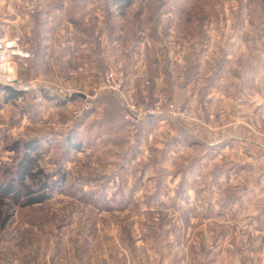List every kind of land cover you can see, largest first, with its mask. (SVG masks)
Returning <instances> with one entry per match:
<instances>
[{
	"label": "rangeland",
	"instance_id": "374dc122",
	"mask_svg": "<svg viewBox=\"0 0 264 264\" xmlns=\"http://www.w3.org/2000/svg\"><path fill=\"white\" fill-rule=\"evenodd\" d=\"M3 39L31 57H0L17 79L0 70V164L37 140L65 180L14 209L0 264H264V151L227 149L209 96L230 43L231 70L264 73V0H0ZM110 70L143 108L163 93L196 117L166 103L128 120L121 92L99 89Z\"/></svg>",
	"mask_w": 264,
	"mask_h": 264
},
{
	"label": "crops",
	"instance_id": "0c3cea01",
	"mask_svg": "<svg viewBox=\"0 0 264 264\" xmlns=\"http://www.w3.org/2000/svg\"><path fill=\"white\" fill-rule=\"evenodd\" d=\"M232 50L230 43L224 52L226 67L215 69L210 75L209 96L214 116L212 128L219 131L223 128L221 127L224 124L223 120L226 119L224 127L230 132L226 136L227 149L235 151L240 144L242 151L251 155L250 149L264 151V134L259 130L260 123L264 120V73L256 63L253 66L250 64L231 70L229 54ZM245 54L253 61V58L258 60L261 58L260 55H253L252 58L249 52ZM239 127L242 130L251 129L257 132L256 140L235 133Z\"/></svg>",
	"mask_w": 264,
	"mask_h": 264
},
{
	"label": "trees",
	"instance_id": "16d2710c",
	"mask_svg": "<svg viewBox=\"0 0 264 264\" xmlns=\"http://www.w3.org/2000/svg\"><path fill=\"white\" fill-rule=\"evenodd\" d=\"M132 0H127L131 3ZM12 98H19L22 93L4 88ZM38 141H16L9 151L19 157L14 164H0V233L6 228L16 207L40 205L50 199L51 193L62 184L65 175L58 181L47 173L39 163ZM71 147L79 145L70 142Z\"/></svg>",
	"mask_w": 264,
	"mask_h": 264
},
{
	"label": "built area",
	"instance_id": "2783aa9c",
	"mask_svg": "<svg viewBox=\"0 0 264 264\" xmlns=\"http://www.w3.org/2000/svg\"><path fill=\"white\" fill-rule=\"evenodd\" d=\"M20 56L23 59H28L30 58L29 53H23L16 41H10L7 39L0 40V57L3 61H7L9 58L12 56ZM8 67L7 65H0V70L3 72L2 74H5L6 81L8 83L14 84V82H17V80L12 81L10 78V72H5L4 70ZM10 69V67H8ZM10 74V75H9ZM21 87V85H20ZM23 87V86H22ZM31 89L30 87L28 88H21L22 91H27ZM100 90H114L121 92L125 89V83L122 80H119L117 78V75L114 70L108 71L102 78L99 86ZM125 97V101L127 104V119H139L141 115H159L163 112H166V95L165 94H159L157 95L156 101L154 104H151L149 108H143L142 106L136 104L135 100L131 96H126L123 94V92L120 93ZM168 104V103H167ZM201 107L203 106L202 104L200 105ZM169 111L173 113L174 115L180 116L181 118L185 119L186 121L192 120V118L196 117V114L193 113V110L188 108V107H178L175 106L174 104H168ZM145 109V110H144ZM199 115L201 113L199 112Z\"/></svg>",
	"mask_w": 264,
	"mask_h": 264
},
{
	"label": "bare ground",
	"instance_id": "6f19581e",
	"mask_svg": "<svg viewBox=\"0 0 264 264\" xmlns=\"http://www.w3.org/2000/svg\"><path fill=\"white\" fill-rule=\"evenodd\" d=\"M10 70H11V69H8V67H6V69H5L4 71L9 73V72H11ZM9 75H10V74H9ZM10 78H11L12 81L17 80V79H16L14 76H12V75H10Z\"/></svg>",
	"mask_w": 264,
	"mask_h": 264
},
{
	"label": "water",
	"instance_id": "95a60500",
	"mask_svg": "<svg viewBox=\"0 0 264 264\" xmlns=\"http://www.w3.org/2000/svg\"><path fill=\"white\" fill-rule=\"evenodd\" d=\"M82 97H84V96H82Z\"/></svg>",
	"mask_w": 264,
	"mask_h": 264
}]
</instances>
